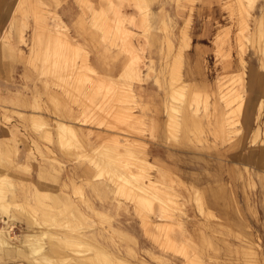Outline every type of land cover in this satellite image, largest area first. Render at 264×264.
Masks as SVG:
<instances>
[{"label": "rangeland", "instance_id": "obj_1", "mask_svg": "<svg viewBox=\"0 0 264 264\" xmlns=\"http://www.w3.org/2000/svg\"><path fill=\"white\" fill-rule=\"evenodd\" d=\"M18 1L0 0V129L5 133L0 139L15 138L14 146L0 151V181L7 183L2 196L10 211L18 210L21 217L25 215L29 220L32 215L38 216L47 230H57V235L66 231L71 235L77 231L71 229L75 221L73 203L80 202L81 196H89L97 210L110 215L109 219L99 220V225L123 230L124 239L115 236L119 246L133 248L153 264L145 249L155 250V254L170 259L172 264H183V261L187 264V259L178 251L158 247L159 243L145 233L135 201L118 195L116 185L106 177H97V168L88 156H83L84 153L95 156L100 146L120 153L126 148H135V156L138 158L141 154L138 159L147 157L144 171L148 169L149 180L156 181L155 191L148 189L150 186L142 180L139 182L143 161L135 159V163L124 161L110 167L112 170L119 167L114 171L119 174L123 171L122 176L129 177V181L125 179L128 183L136 180L131 187H140L137 195L148 196L151 202L141 213L153 228L161 219L178 224L177 215H181L183 237L176 223L174 230L178 232L172 230V236L181 244L186 237L191 238L190 242H184L189 244V254L193 250L197 252L203 264H264V0H242L247 12L241 13L236 0H85V3L83 0H34L35 8L32 3L25 1L20 5ZM93 1L99 4L94 7ZM90 8L103 11L105 17L100 16L103 21H95ZM57 21L68 28L72 40L82 48L75 59V69L72 64L62 66L58 57L54 58L58 66L49 64L46 68L48 64L45 66L43 62H46L45 53L55 56L49 47L53 40L46 30ZM35 37L39 38L37 46ZM242 43L246 46H241ZM52 46L53 43V49ZM83 57L103 81L108 80L111 85L108 89L101 87L103 90L94 94L88 81H75ZM238 75L242 76V83L236 81ZM81 83L84 85L80 89ZM234 91H239L243 100L236 101ZM86 106L91 109L82 108ZM125 106L131 108L135 117H142L139 120L143 125L127 123L126 126L115 118L118 108ZM95 109L100 112L93 116ZM179 111H189L196 121H190L183 128L176 120V115L181 114ZM224 112L228 113L231 127L228 131L221 126ZM31 114L39 116L45 124L60 119L72 125L80 137L78 147L61 148L56 137L53 141L50 137L49 141L43 125L34 129L36 126L27 121ZM41 132L47 140L38 136ZM109 139H113L112 142ZM32 140L39 141L43 149H53L66 173L55 174L47 168L40 179L38 162L49 159H46L48 155L41 157L35 152ZM107 143L114 144L116 150H111L113 146ZM141 151L146 152L145 157ZM105 153L102 152L103 159H107ZM110 160L107 159L112 164ZM73 172L75 181L83 180L85 184L81 185V191L70 188L71 203L61 202L59 209L55 206L53 209V205L48 209L43 206L44 200L38 198L30 199L33 205L23 203L29 192L25 194L19 187H16L19 203L6 200V193L15 185L13 178L41 182L56 189ZM92 183L102 185L98 193L91 189ZM158 189L162 193L168 190L177 204L161 198ZM194 189L202 195L206 210L213 215L202 212V197ZM151 194L154 196L149 197ZM80 208L87 214L88 209L81 205ZM57 210L63 212L58 219L52 214H57ZM96 213L101 214L100 217ZM43 214L48 217L42 218ZM102 215L95 212L99 218ZM16 221L13 235L27 231L22 221ZM82 222V219L77 221L78 224ZM205 222L214 223L219 231L212 233L204 229ZM200 224L206 234L200 231V235H194L193 229ZM202 236L206 240L202 241ZM72 252L58 238L45 240L44 253L51 259H74L78 264H93L86 260L92 255L91 249L82 255Z\"/></svg>", "mask_w": 264, "mask_h": 264}, {"label": "bare ground", "instance_id": "obj_2", "mask_svg": "<svg viewBox=\"0 0 264 264\" xmlns=\"http://www.w3.org/2000/svg\"><path fill=\"white\" fill-rule=\"evenodd\" d=\"M27 1L29 3H34V0H19L18 1V4H22ZM84 3H85V0H83ZM113 1V0H112ZM235 1V0H234ZM118 2H122L120 0H118ZM81 3H83L81 1ZM80 3V4H81ZM111 3V2H110ZM234 3V2H233ZM35 4V3H34ZM34 4L32 5L34 7ZM31 5V4H30ZM82 5V4H81ZM87 5V4H86ZM112 4H110L111 6ZM31 6V7H32ZM84 6V4H83ZM104 6V5H103ZM228 6H230L228 4ZM236 6L239 7L238 10H240V13L243 12L245 9L242 7L243 6V3H242V0H236ZM21 7V6H20ZM35 8V7H34ZM231 8V7H230ZM24 9V7H23ZM93 9V8H92ZM90 8V10H92ZM17 10V8H16ZM15 10V11H16ZM39 10V8H38ZM84 10V9H83ZM115 10V9H114ZM234 10V9H233ZM14 11V12H15ZM35 11V9H34ZM87 11V10H86ZM93 11V16L92 18L95 20V21H103L101 20L104 16V12L103 11H100V10H92ZM247 12V10H245ZM38 12V11H37ZM36 12V13H37ZM43 12H47V11H43ZM84 13V12H83ZM85 14V13H84ZM102 14V15H101ZM25 15V14H23ZM41 14H39L40 16ZM54 15L56 17H58L55 13ZM243 15V14H242ZM100 16L102 18H100ZM245 16V15H244ZM45 17V15H44ZM105 17V16H104ZM247 18V17H246ZM61 19V18H60ZM59 19V21H60ZM245 19V17H244ZM92 20V21H94ZM50 21V20H49ZM59 21H57L55 23V26H53L52 28H49L46 30V33L48 34V36L50 37L52 41V43L54 44L53 49L51 48V44L50 43V49L53 50V52L55 53V56H47L45 53V56L44 57L46 58V62L45 60L43 61L46 68H49V64L51 65H55L56 62L54 60L55 57H58V58H61L59 59V62L62 61L61 63H59V65H62V66H65L66 64H72L73 66V69H75V59L77 58L78 56V52L79 50H81L82 48L80 47V45H78L77 43H75L72 38L70 37L69 35V31H68V28L65 26V25H62L59 23ZM62 21V20H61ZM246 21V20H244ZM244 21L242 23H244ZM38 22V20H37ZM96 23V22H95ZM98 23H101V22H98ZM241 23V24H242ZM240 24V25H241ZM246 25V23H244ZM40 25V23H39ZM42 25H44L42 23ZM48 25V24H46ZM45 25V26H46ZM243 25V24H242ZM241 25V26H242ZM49 26V25H48ZM50 27V26H49ZM47 28V27H46ZM243 28V26L241 27ZM37 30V29H36ZM45 30V27L44 29ZM41 31V30H40ZM102 31V30H101ZM124 33L123 30H120ZM45 32V31H44ZM34 33H37V32H34ZM45 33V34H46ZM120 33V32H119ZM5 35V34H4ZM35 35V34H34ZM41 35V34H40ZM36 36H39L36 35ZM6 37V36H5ZM45 37V36H44ZM37 38L38 37H35V41H36V46L38 45V42H37ZM6 39V38H4ZM46 39H48V37H46ZM39 40V38H38ZM49 40V39H48ZM50 42V40L48 41ZM243 42V41H242ZM185 43V42H184ZM241 43V42H240ZM40 45V44H39ZM35 46V44H34ZM41 46V45H40ZM241 46L245 47L246 45H243V43L241 44ZM239 46V47H241ZM45 47V46H44ZM47 47V46H46ZM38 48H42V47H39ZM171 48V47H169ZM32 49V48H31ZM35 49V48H34ZM182 49V48H181ZM244 49V48H243ZM216 50V49H215ZM41 52V51H40ZM48 52V51H47ZM181 52V51H180ZM39 53V52H38ZM43 53V52H42ZM50 53V52H49ZM53 53V54H54ZM179 53V52H178ZM177 53V54H178ZM40 54V53H39ZM88 54V53H87ZM176 54V56H177ZM180 54V53H179ZM178 54V55H179ZM42 56V54H40ZM181 55H182V52H181ZM36 56V55H35ZM85 56V55H84ZM37 57V56H36ZM39 57V56H38ZM82 57V56H81ZM87 57V56H86ZM230 57V56H229ZM88 58V57H87ZM40 60V59H39ZM57 60V59H56ZM88 60V59H87ZM86 59L83 57L82 60H81V64L80 66L78 65V68H77V71H76V74H75V81L77 83L83 81V80H86V82L88 81L89 82V88L91 89L92 92H94V94L96 92H98V90L100 91V89H102L103 87L105 88H109V86H111L106 80L103 81L102 77L98 76L90 67L87 66V63H85ZM241 61L243 62V59L241 58ZM88 62V61H87ZM29 63V62H28ZM57 65V64H56ZM58 66V65H57ZM66 67V66H65ZM64 67V68H65ZM44 68V67H43ZM51 68V67H50ZM55 68V67H54ZM67 68H68V65H67ZM57 69V68H55ZM43 70V69H42ZM46 70V69H45ZM49 70V69H48ZM58 70V69H57ZM70 70V69H69ZM65 71V70H64ZM68 71V70H67ZM73 71V70H72ZM47 73V71H45ZM86 72V73H85ZM58 73V72H57ZM128 73V72H126ZM174 73V72H173ZM45 74V73H44ZM64 74V73H63ZM130 74V73H129ZM238 74V73H237ZM53 75V74H52ZM55 75V74H54ZM60 75V74H59ZM45 76V75H44ZM57 76V75H55ZM53 76V78L55 77ZM127 76V74H126ZM173 76V75H172ZM46 77V76H45ZM52 77V76H51ZM122 77H125V76H122ZM176 78V77H175ZM174 78V79H175ZM236 78V76H235ZM234 78V79H235ZM244 78V77H243ZM52 79V78H51ZM106 79V78H105ZM233 79V80H234ZM56 80V79H55ZM69 80V79H68ZM110 80V79H109ZM242 76L238 75L237 78H236V81L239 83L241 82L242 83ZM63 81V80H62ZM74 81V82H75ZM235 81V80H234ZM86 82H83V83H86ZM107 82V83H106ZM111 82V81H110ZM174 82V81H173ZM172 82V83H173ZM54 83V82H53ZM83 83H81V86L80 89L82 88V85H84ZM178 83V82H177ZM231 83V82H230ZM236 83V82H235ZM66 84V83H65ZM234 84V83H233ZM232 84V85H233ZM62 85V83H61ZM77 85V84H76ZM173 85V84H172ZM56 86V85H55ZM115 86V85H114ZM180 87V85H178ZM234 86V85H233ZM64 87H67V85ZM102 87V88H101ZM176 87V86H175ZM63 88V87H62ZM67 88H65L66 90ZM77 89H78V85H77ZM115 89V88H113ZM103 90V89H102ZM80 91V90H79ZM105 91H107L105 89ZM240 91V90H239ZM237 92V91H234L236 92V101H241L243 100V97L240 95V92ZM69 92V91H67ZM74 92V91H73ZM175 93H177V89L174 90ZM244 92V91H243ZM66 94V93H65ZM130 94V92H129ZM242 94V93H241ZM245 94V93H244ZM75 95V93H74ZM77 95V93H76ZM75 95V96H76ZM104 95V94H103ZM106 95V94H105ZM78 97V95H77ZM72 98V97H71ZM79 98V97H78ZM75 99V98H74ZM88 99V98H87ZM81 100V99H80ZM83 100V99H82ZM91 103H92V98L89 97L88 99ZM130 102V101H129ZM87 103V101L85 102ZM239 103V102H238ZM90 104V103H89ZM85 105V104H83ZM88 105V104H87ZM81 106H82V103H81ZM89 106V105H88ZM121 106V105H120ZM83 109L85 108H90V107H82ZM91 109V108H90ZM131 108L128 109V107H123L121 109L118 108V111L117 113H115V118L118 119V121L122 122L123 124L125 123V125L128 123V124H138V125H143L141 124L142 121V117H135L136 115L132 114V112L130 111ZM87 110V109H86ZM95 113L93 114L96 115V112L98 114V112H100L99 110L100 109H95ZM117 110V108H116ZM115 110V111H116ZM85 111V110H84ZM110 111V110H109ZM93 112H94V109H93ZM111 114V113H110ZM32 115V114H31ZM91 115V114H90ZM89 115V116H90ZM101 115V113H100ZM104 115V114H103ZM92 116V117H93ZM99 116V115H98ZM106 116V115H104ZM101 117V116H100ZM104 118V117H103ZM139 118H141L139 120ZM101 120V118H99ZM92 120V119H90ZM94 120H95V117H94ZM98 120V118L96 119ZM106 119L104 118V121ZM110 120L111 117H110ZM173 121V120H172ZM171 121V122H172ZM31 122L34 126H36L34 129L38 128V127H41L43 125L44 127V130L46 131V135L48 136V139L50 141V137H51V132H50V128H49V125L48 124H45L44 121H42L39 116H35V115H32L31 116ZM110 122V121H109ZM138 122V123H136ZM94 123V121H93ZM112 123V122H111ZM119 123V122H118ZM121 123V124H122ZM83 124V123H82ZM110 124V123H109ZM122 124V125H123ZM93 125V124H92ZM102 125V124H101ZM113 126V125H112ZM117 126V125H116ZM127 126V125H126ZM129 126V125H128ZM119 127V126H118ZM109 128V127H107ZM111 128V127H110ZM109 128V129H110ZM117 128V127H116ZM114 128V129H116ZM127 128V127H125ZM113 129V130H114ZM129 129V128H128ZM144 129V128H143ZM132 130V129H131ZM38 131V130H37ZM129 131V130H128ZM134 131V130H133ZM55 137H56V141H58V144L61 148H64V149H69L71 147V145H77L79 144V138H78V135L75 131V129L72 127V125H70L69 123H66L60 119L56 120L55 122ZM117 138V137H116ZM124 139V138H123ZM110 140V139H109ZM113 140V139H111ZM110 140V142H112ZM116 143L118 144V141L117 139H115ZM102 144V143H101ZM106 144V143H105ZM116 144V146H117ZM122 144V143H121ZM107 145H112L111 144H108ZM106 145V146H107ZM114 145V144H113ZM112 145V146H113ZM119 145V144H118ZM126 145V143H125ZM130 145L132 146V144L130 143ZM134 145V144H133ZM143 145V144H142ZM145 145V144H144ZM11 146V144L9 143V140H0V151L1 150H5V149H8L9 147ZM111 146V147H112ZM115 146V145H114ZM112 147L111 150H116L115 148L116 147ZM128 146V145H126ZM139 144L136 145V148H138ZM78 147V145H77ZM81 147V146H80ZM79 147V148H80ZM101 148L97 149V154L94 156V154H90V155H85L86 153H84V157L88 156L89 159L91 160V164L93 163L94 166L97 168V177H103V178H107L109 179V181H111L114 185H116V191H117V194L118 195H121V196H124V197H127V199H131V201H135V209L137 211V214L141 215V218H142V221H143V226L145 228V232L148 236H152V240L154 242H157L159 243V245L166 249V250H176L178 251L179 253L178 254H182V256L187 259V264H203V261H201V259L199 258V256L197 255V252H195L193 250L192 254L190 255L189 254V251H188V248H189V244H186L184 242H190L191 241V238L189 237H186V239H183V243H177L175 241V238L172 236V233L171 231L174 230V227H175V223L177 224V222L175 221H172V223L167 222L165 219H161L160 221L161 222H157L155 223V227L153 228L151 226V223L150 221L148 220V218L146 216H144L141 212L144 208H146V206H148V204H150V200L147 198V197H140L139 194L137 195L136 193V190L139 189V188H136V186H134L135 190L131 187L132 183H134V179L130 180L131 184L128 183V175L126 178L125 175L122 176L123 174V171H120L122 172V174L120 173H116L114 170L116 169H113L110 167V165L112 166L114 164L115 165H119L121 162L123 163L124 161H133V160H140L143 161L141 162L142 163V166L140 164V166L143 168L142 169V173L137 174L139 175V182L140 180H142V182H145L147 185H144V187H148V189L150 188L151 190L155 191L157 189V186H156V182L155 181H152V180H149V174L147 173L148 169L146 171L145 170V165H146V161L145 160L146 158H143L144 160H141L138 159L139 157H141V154L139 153L140 150L138 151V155L139 157L137 158V156H135L134 154V151H135V148H126V149H122L123 150V153H120L118 150L117 152H112V151H107L105 149H107L105 146H100ZM108 147V146H107ZM129 147V146H128ZM135 147V146H133ZM109 148V147H108ZM114 148V149H113ZM145 148V147H143ZM81 149V148H80ZM141 149V148H139ZM82 150V149H81ZM138 150V149H137ZM136 150V151H137ZM143 150V149H142ZM145 150V149H144ZM85 151V150H84ZM106 151V156H107V159H111L113 161H116L115 162H111L110 160V163L112 164H109L107 159H103L104 155H102V152L104 153ZM65 152V151H64ZM67 152V151H66ZM93 152V151H92ZM142 154L146 153L145 151H141ZM136 153V152H135ZM134 154V156H133ZM102 155V156H101ZM82 156V157H83ZM105 156V157H106ZM87 157V158H88ZM143 157H145V154L143 155ZM53 159V158H52ZM145 161V162H144ZM139 162V161H138ZM119 163V164H117ZM132 163H135V161H133ZM126 166V164H124ZM123 165V166H124ZM129 165V164H128ZM130 166V165H129ZM136 166V164H135ZM139 166V165H138ZM137 166V167H138ZM113 167V166H112ZM136 167V168H137ZM247 167V166H246ZM114 168V167H113ZM117 168V167H116ZM119 168V167H118ZM117 168V170H119ZM124 168V167H123ZM138 169V168H137ZM116 170V171H117ZM123 170V169H122ZM136 171H139V170H136ZM126 172V171H125ZM247 172L249 173V171L246 170V174ZM139 173V172H137ZM132 175V174H131ZM135 175V176H137ZM248 175V174H247ZM6 176V175H5ZM134 176V175H133ZM125 177V178H124ZM171 177V176H170ZM128 181H126V180ZM131 179V178H130ZM138 179V178H137ZM167 179V178H166ZM134 180V181H133ZM171 181V180H170ZM250 182V181H249ZM138 184V182H136ZM35 185V184H34ZM135 185V183H134ZM141 184H139L140 186ZM143 185V184H142ZM159 186V184H157ZM7 186V183L4 182V181H0V264H78L75 262L74 259H51L49 256H47V254L44 253V248H45V240L47 239H54V238H58L60 241H62L63 243V246L65 248H69L70 250H73V252H77L76 254L79 255L81 253V255L83 254V252L85 253V251L91 249L92 250V255H90V257H88L86 260L89 262V263H93V264H128L126 263L122 258L112 254V252L108 249H106L105 247H103L102 245L96 243L94 240H92L91 236L87 235V234H84L83 232H80V231H74L73 234L71 233V235H68V233H66V231L64 232H61V233H58L55 234V232L57 231H49L47 230V227L42 224V222L39 220V217L38 216H35V215H32V219L29 220V218H27L25 215L23 217H21V215L19 214V211L18 210H13V212L10 211L9 209V204H7V202L3 199L4 196H2V192L4 191L5 192V188ZM138 187V186H137ZM76 190L77 191H81L80 189L81 188V185H78L76 186ZM163 188V187H162ZM44 189V188H43ZM143 189L145 188H142L141 190L143 191ZM148 189L146 191H148ZM35 199L37 200L38 199H43L44 200V205L45 207H47L48 209H50V207L53 205V209H54V204H56L55 202H59L60 198H62V202H69L68 200V196L66 194L62 195L61 197L59 196H53L50 192L48 191H42V190H39L38 188H35ZM46 190V189H45ZM140 190V191H141ZM145 190H144V193H145ZM62 191V190H61ZM76 191V192H77ZM158 191L161 192V190L158 189ZM150 192V191H149ZM148 192V193H149ZM81 193V192H80ZM143 194V193H142ZM150 194V193H149ZM152 195V194H151ZM149 196V197H153L154 195L152 196ZM161 195V198H165L167 199L170 203L172 204H177V201H175L172 197V194L168 191V190H163V193L161 192L160 193ZM201 196V195H200ZM159 196H157V200L160 199L158 198ZM155 198V197H154ZM48 200V201H47ZM58 200V201H57ZM163 200V199H162ZM159 201V200H158ZM199 202V201H198ZM43 204V203H42ZM17 205V204H16ZM57 205V204H56ZM55 205V206H56ZM167 205V204H166ZM201 205V204H200ZM18 206V205H17ZM171 207V205H169ZM12 207V206H11ZM155 207V206H154ZM168 207V206H167ZM14 208V207H13ZM29 208V207H28ZM12 209V208H11ZM56 209V208H55ZM59 209V208H58ZM156 209V208H155ZM154 209V210H155ZM52 210V209H51ZM157 210V209H156ZM202 210V209H201ZM58 211V210H57ZM61 211V210H60ZM63 211V210H62ZM63 213V212H62ZM61 213V215H62ZM36 214V213H34ZM97 215H100L101 214H98L96 213ZM168 214V213H167ZM136 215V214H135ZM42 218H46L48 217L47 214H43L41 215ZM104 215H102L101 217H103ZM168 217V216H167ZM166 218V217H165ZM16 219H20V221H24L26 223V226L29 230L27 231H23V233H21L20 235H13L12 233L14 232V230L16 229L15 228V223L17 222ZM53 219V218H51ZM172 219V218H171ZM176 219V218H175ZM60 222V220H59ZM62 222H65V221H62ZM18 223V222H17ZM61 223V222H60ZM67 223V222H66ZM62 224V223H61ZM47 225V224H46ZM65 225V224H64ZM99 225V224H98ZM67 226V225H66ZM69 227V225H68ZM178 227V231H180L179 233L182 234V227H181V224L178 223L177 226ZM180 229V230H179ZM176 231V230H174ZM176 231V232H178ZM174 233V232H173ZM199 233V232H198ZM174 235V234H173ZM182 237H183V234H182ZM202 241L206 240L204 239L205 237L202 236ZM161 239V241H160ZM178 241V240H177ZM48 249V248H47ZM62 249V248H61ZM67 251V250H66ZM53 252V251H52ZM69 252V250H68ZM72 252V253H73ZM79 253V254H78ZM177 253V252H176ZM66 254V253H65ZM210 255V254H209ZM204 256V255H203ZM17 258V259H16ZM81 259V258H80ZM138 259V258H137ZM186 264V263H185Z\"/></svg>", "mask_w": 264, "mask_h": 264}, {"label": "crops", "instance_id": "obj_3", "mask_svg": "<svg viewBox=\"0 0 264 264\" xmlns=\"http://www.w3.org/2000/svg\"><path fill=\"white\" fill-rule=\"evenodd\" d=\"M92 4H93L94 7H96V4H99V1L97 3H95L93 1ZM76 32L79 34L78 31H76ZM69 35H70V31H69ZM179 112H181V114H177L176 115V120H177L178 125H181L183 128L186 127L187 124L190 121H192V122L196 121L195 117H194V120H192V114L189 111L188 112L187 111H183V112L179 111ZM228 113H229V111H228ZM228 113L224 112V115L221 117V122H222L221 126L226 131L231 129V127L228 124V120H229ZM28 120L31 122V117L30 116L27 119V121ZM169 122H170V119H169ZM47 124L49 125V128H50L49 130L51 132V138H52V141H53V138L55 137V122L52 123V124H50L48 122ZM0 130H1L0 136L4 135L5 134V133H3L4 130L3 129H0ZM21 135L24 136L25 134H21ZM11 136H12V134H11ZM38 136L44 137V139L47 140L46 139V135L43 132L39 133ZM24 138H26V136H24ZM8 139H9V143L11 144V146H14V141L13 140H15V138L13 139V138H9L8 137ZM0 140H2V139H0ZM31 143H32V146L36 150L35 152L37 154H39L41 157H43L44 155H48L46 159H49V161H45L44 159H41L38 162V176H40V179L41 178L43 179V173L47 170V168H50L53 171H55L56 172L55 174H57V173L58 174L59 173L65 174L66 173V169L64 167V164L61 162V160L59 158V155H57L53 149H51L50 147H46L45 149H43L41 147L39 141H37V140H32ZM48 148L52 152H54V154H52L48 150ZM30 153L32 154L33 152L30 151ZM24 166L27 168L28 171L30 170L28 165H24ZM74 174L75 173L73 172L72 176H69V177L67 175L66 176V180H63L62 182H60L56 189H54L53 186H50L48 184H44V183H41V182L34 183L32 181L30 182V181H27V180H24V179L17 180L16 178H13V179L11 178L14 181L15 185L12 187V190H9L6 193V200H8V202L15 201V202L19 203L18 195H17V188H16V187H19L20 189H22L23 193L26 194L27 192H29V196H24L26 198V201H24L23 203L33 205V203L30 202V199H33V200L35 199V190L34 189L38 188L39 190L50 192L53 196L61 197L62 195L66 194L68 196V200H69V204H70L71 203V198H70V196L68 194V191L70 190V188L73 187L74 190L77 191L76 190L77 189L76 186L78 185V183H79V185L85 184V182H83V180H81L80 182H79V180L75 181V178L73 176ZM6 175L9 177L8 174H6ZM88 183H90V182H88ZM101 186L102 185L97 186L96 184L92 183L91 184V189L93 191H95L96 193H98L97 190H100ZM189 190H190V188H189ZM193 191L199 193V191L196 190V189H194ZM199 195H201V194L199 193ZM201 197H202V195H201ZM217 198H218V196L216 197V199ZM62 201H63L62 198H60L59 202H55L57 205L54 204V206L56 205L55 207L59 208L60 206L58 204H60ZM202 201H201L202 212L205 213L206 215L207 214L209 215V213H211L213 215V213L210 210H208V209L206 210V206H204L203 197H202ZM12 203H14V202H12ZM80 205L83 206L85 209H88L87 214H85L83 209L80 208ZM73 207L74 208H72V216L75 219L74 222H75V224L77 226H75L74 222H72L71 229L78 230L80 232H83L84 234H87V235L91 236L92 238L96 239L97 241L103 243L109 250H111L114 253H117V255L129 260L133 264H153L152 262L150 263L149 260L144 259L141 255H138L137 251L133 250V248H129L127 246L125 248H123V246H119L117 244V240H116L115 236L118 235L121 239H124V237H123L124 234L122 233L123 230L121 231L119 228L116 229L114 227L111 228V225H109L108 228H105V227H103L101 225H98L99 224V222H98L99 220L109 219L110 215H107L103 211L97 210L94 207V205H93L91 197H89V196H87V197L81 196L80 202H78L77 204L73 203ZM97 211L102 213L105 217L99 218V217L95 216V212H97ZM59 212L61 213V211L59 210V211H57V214L53 213V212H52V214L56 215V218L58 219L59 218L58 216L61 215ZM80 219H82L83 222L78 224L77 221L80 220ZM177 221L180 224H182L181 215H177ZM22 222L24 223L23 226L25 225V227H26L25 229L29 230V229H27L26 223L24 221H22ZM118 223H119V225L121 224L120 221ZM213 224L214 223H210V222H209V224H207L205 222V223L202 224V226H204V229H206V230H208V231H210L212 233H215L216 231H219V230H216L215 224L214 225ZM142 225H143V221H142ZM202 226L200 224V226H197L196 228H194L193 229L194 230L193 234L194 235H196V234L200 235V233H198L200 231H202L203 234H206L203 231ZM218 226H220V225H218ZM143 228H144V226H143ZM144 230H145V228H144ZM158 247H161V246L158 244ZM144 252L150 257V259L154 262V264H172V261L170 259L163 258L162 256H159V255L155 254L154 253L155 250H154V252H150V251H147L145 249ZM165 252H166V250H165ZM128 257H131V259L133 261L130 260ZM183 264H185L184 261H183Z\"/></svg>", "mask_w": 264, "mask_h": 264}]
</instances>
